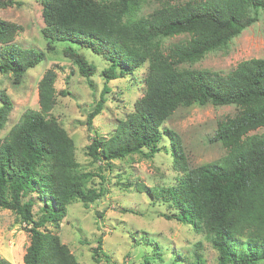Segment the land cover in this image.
<instances>
[{"label": "trees", "instance_id": "1", "mask_svg": "<svg viewBox=\"0 0 264 264\" xmlns=\"http://www.w3.org/2000/svg\"><path fill=\"white\" fill-rule=\"evenodd\" d=\"M146 1L41 0L45 38L90 49L109 63L101 72V96L86 117L92 133L86 154L106 166L144 149V155L152 157L166 135L175 167L184 174L159 191L142 184L136 188L161 193L175 208L174 213H163L165 218L204 231L217 250V264L264 262V133H251L264 127V58L242 60L226 74L185 66L225 47L255 22L264 0H158L156 8L136 16ZM19 30L18 24L0 18V72H12L17 81L44 58L42 50L13 42ZM180 34L185 38L162 46L160 38ZM63 53L86 79L95 72L71 45ZM145 61V89L133 110L109 136L98 135L91 125L106 100L107 82L132 73ZM55 79L54 69L43 73L37 84L39 108L24 111L0 137V209L17 214L29 233L23 264H79L45 223L57 227L70 203L80 201L87 207L106 192L102 186L88 185L93 174L80 170L72 137L50 115L56 101ZM206 103L230 104L236 111L219 120L209 138L223 146L222 157L189 168L180 140L163 123L179 106ZM11 108L9 96L1 91L0 130ZM32 192L42 201L43 213L37 219L34 200L28 197ZM200 248L198 242L191 264H206ZM103 256L98 237L94 261ZM0 264L10 263L0 257Z\"/></svg>", "mask_w": 264, "mask_h": 264}, {"label": "rangeland", "instance_id": "2", "mask_svg": "<svg viewBox=\"0 0 264 264\" xmlns=\"http://www.w3.org/2000/svg\"><path fill=\"white\" fill-rule=\"evenodd\" d=\"M0 0V18L20 26L14 43L23 48H35L44 52V58L28 68L17 81L12 72H0V92L11 100V110L0 130V137L29 109L37 110V84L43 73L52 68L56 72L54 87L55 105L50 115L68 132L75 144L76 160L80 170L93 174L89 186H102L106 192L101 199L85 207L80 201L68 205L56 227L45 223V228L58 234L75 256L79 264H191L193 250L198 242L206 264H217V250L204 231L174 218L167 219L163 213H174L170 203L161 193L136 188L142 184L154 191L173 185L184 174L175 167L169 138L163 135L158 142L159 151L152 157L143 153L128 155L105 163L92 160L86 154L91 141L86 117L101 96L104 85L102 70L109 65L101 54L75 44L51 41L41 32L44 25L41 0ZM108 1V0H106ZM185 2L187 0H171ZM158 6V0H147L136 16L147 14ZM185 38V35L162 37V46ZM71 45L89 63L95 72L88 79L79 74L73 62L64 55L63 48ZM264 58V10L259 9L257 20L231 38L221 49L207 52L202 58L186 63V67L208 69L221 74L231 71L238 62L250 58ZM148 62L145 61L132 73L107 82L109 90L104 93L105 102L93 118L92 128L102 137L109 136L119 120L133 110V104L145 89L143 78ZM90 82V85H89ZM65 91L63 95L60 91ZM233 105L192 104L179 106L166 119L163 126L173 131L180 140L187 167L218 160L225 153L223 146L210 142L217 122L234 115ZM162 128V127H161ZM251 133H264L259 127ZM140 190V191H139ZM28 197L34 200V218L42 215V201L37 192ZM101 237V261L93 258L96 240ZM29 244V233L14 212L0 209V257L10 264H23V254ZM157 251L159 252L157 254ZM258 264H264L260 262Z\"/></svg>", "mask_w": 264, "mask_h": 264}]
</instances>
